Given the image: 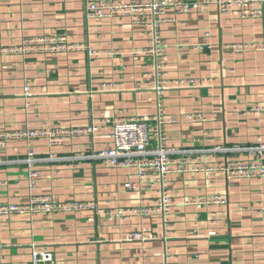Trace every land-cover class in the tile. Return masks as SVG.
Returning a JSON list of instances; mask_svg holds the SVG:
<instances>
[{"label":"crops","instance_id":"1","mask_svg":"<svg viewBox=\"0 0 264 264\" xmlns=\"http://www.w3.org/2000/svg\"><path fill=\"white\" fill-rule=\"evenodd\" d=\"M176 20L162 32L168 46L167 90L160 102L166 118L176 122L165 126L167 146L176 151L255 146L264 139V115L252 113L264 105V56L252 48L236 53L231 46L260 45L261 22L215 8ZM62 35L98 56L81 50L0 58V131L87 128L102 118L149 120L125 140L150 130L157 94L145 85L148 42L129 20H90L85 0H0V45ZM27 80L33 88L29 106L23 95ZM180 80L199 86L174 87ZM197 115L205 121L191 122ZM113 129L104 124L96 136L54 149L35 142L42 160L35 194L61 202L95 201L125 216L113 223L94 212L1 216L0 264H30L34 246L52 252L57 264H161L165 249L179 264H264V180L207 171L220 162L248 160L246 152L176 155L175 160L187 156L190 168L202 171L170 176L173 207L164 229L160 220L133 213L153 193L126 191V171L105 169L94 158L110 145ZM25 154L22 142L0 151V204H25L30 197ZM215 197L227 204L186 206L193 199ZM143 227L150 228L151 240L130 241Z\"/></svg>","mask_w":264,"mask_h":264},{"label":"built area","instance_id":"2","mask_svg":"<svg viewBox=\"0 0 264 264\" xmlns=\"http://www.w3.org/2000/svg\"><path fill=\"white\" fill-rule=\"evenodd\" d=\"M87 17L90 20H113L124 18L138 29L142 37H145L148 45L143 54L148 58L145 74V85L156 91L157 113L151 117L152 128L145 129L141 134L135 132L132 140L125 137L139 125H146L149 120H109L102 118L94 121L90 127L79 129H24L18 131H0V151L8 148L13 142H22L26 146L25 158L22 163L26 167L27 186L30 197L25 204L3 205L0 204V217L10 214L24 216H51L56 214H76L94 212L104 217L109 223H113L125 216L124 211L107 210L98 206L95 201L75 200L73 202H61L48 195H37L35 191L40 181L38 164L42 160L37 157L33 144L37 141H45L50 149L62 147L65 144L83 136H96L101 132L102 125L111 123V140L107 148L99 151L94 158L101 161L105 169L125 170L126 180L123 188L128 192H136L141 188L153 193L149 202L133 211L147 220H160L167 229L169 215L173 207V191L170 176L175 174H186L199 172L202 169L190 168L187 156L176 159V155L198 154L204 155L209 152L229 153L246 152L248 160L220 162L207 169L208 172H222L229 179L236 180H264V139H259L255 146L249 148H232L216 150H192L176 151L167 146L168 135L165 131L166 125L175 124L165 116L164 106L160 102L167 87L164 84L167 72V44L163 38V27L173 24L180 15H190L201 9L215 8L219 14L239 12L243 19L260 21L262 24V43L235 44L231 49L243 52L252 48L261 52L264 56V0H128L127 2H116L114 0H85ZM171 13L177 15L171 17ZM86 50L89 57H97L98 54L88 46L75 44L66 35L43 36L32 39H24L20 44L0 45V58L2 57H26L32 54L69 55ZM199 86L193 80H180L174 87ZM25 105L29 106V99L33 96L31 80L24 85ZM252 113L264 115V105L256 106ZM191 122L205 121L202 116L190 117ZM207 155V154H206ZM202 159V157H199ZM2 163V162H0ZM226 205L227 200L215 197L213 200L205 201L202 198L187 202L186 206L203 205ZM215 233L211 232L210 236ZM151 240L150 228L143 227L130 236V241L147 242ZM164 259L161 264H179L172 260L169 251L165 249ZM30 264H57L55 256L50 251H40L35 246L31 253Z\"/></svg>","mask_w":264,"mask_h":264}]
</instances>
